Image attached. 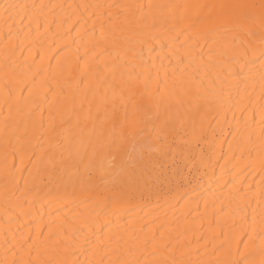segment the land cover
Listing matches in <instances>:
<instances>
[{
    "label": "bare ground",
    "instance_id": "6f19581e",
    "mask_svg": "<svg viewBox=\"0 0 264 264\" xmlns=\"http://www.w3.org/2000/svg\"><path fill=\"white\" fill-rule=\"evenodd\" d=\"M260 4L0 0V264H261Z\"/></svg>",
    "mask_w": 264,
    "mask_h": 264
},
{
    "label": "snow or ice",
    "instance_id": "6c2138e0",
    "mask_svg": "<svg viewBox=\"0 0 264 264\" xmlns=\"http://www.w3.org/2000/svg\"><path fill=\"white\" fill-rule=\"evenodd\" d=\"M220 7H224V6H220ZM245 7H252L254 8L255 6H245ZM260 19L262 24H264V0H261V4H260ZM239 27H241L243 30L248 31L249 29H247L246 25L241 22L239 24ZM261 55L264 56V49H261ZM262 165H264V158H262L261 160ZM221 264H238L237 261L231 260V259H226L223 262H221ZM261 264H264V261H261Z\"/></svg>",
    "mask_w": 264,
    "mask_h": 264
}]
</instances>
